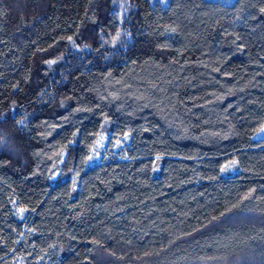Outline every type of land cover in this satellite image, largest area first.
I'll return each instance as SVG.
<instances>
[{"label": "trees", "instance_id": "trees-1", "mask_svg": "<svg viewBox=\"0 0 264 264\" xmlns=\"http://www.w3.org/2000/svg\"><path fill=\"white\" fill-rule=\"evenodd\" d=\"M263 126L264 0H0V264H264Z\"/></svg>", "mask_w": 264, "mask_h": 264}, {"label": "rangeland", "instance_id": "rangeland-1", "mask_svg": "<svg viewBox=\"0 0 264 264\" xmlns=\"http://www.w3.org/2000/svg\"><path fill=\"white\" fill-rule=\"evenodd\" d=\"M263 127H264V126H263ZM261 136H264V133L258 131V132L256 133V135H255V138H258V137H261ZM105 139H106V138H104V137H100V138H99L98 141H100V145H99V146L96 145L95 148L93 149L92 157H91V159H90V163H93V162L99 160V157H100V155H101V152L104 150L105 145H106V140H105ZM119 142H120V140L115 141V143H114L115 146H114L112 149L110 148L107 152L111 154V153L113 152V150H117V147H118V145H119Z\"/></svg>", "mask_w": 264, "mask_h": 264}, {"label": "snow or ice", "instance_id": "snow-or-ice-1", "mask_svg": "<svg viewBox=\"0 0 264 264\" xmlns=\"http://www.w3.org/2000/svg\"><path fill=\"white\" fill-rule=\"evenodd\" d=\"M122 7H123V6H122ZM125 11H126V10H125ZM121 14L123 15L124 13H121ZM118 36H119V34H118ZM260 132L264 133V127H262V128L260 129ZM97 145H98V146L100 145V141L97 142ZM89 159H91V157H90ZM235 165H236V162L233 161L230 165L226 166L225 169H223V170H228L229 168H233V167H235ZM19 211H20L21 213H23L24 211H26V209H20Z\"/></svg>", "mask_w": 264, "mask_h": 264}]
</instances>
